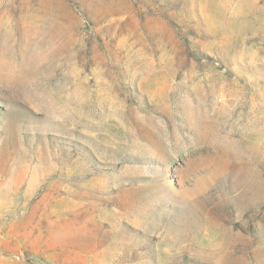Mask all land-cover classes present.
Wrapping results in <instances>:
<instances>
[{
  "label": "rangeland",
  "instance_id": "rangeland-1",
  "mask_svg": "<svg viewBox=\"0 0 264 264\" xmlns=\"http://www.w3.org/2000/svg\"><path fill=\"white\" fill-rule=\"evenodd\" d=\"M0 264H264V0H0Z\"/></svg>",
  "mask_w": 264,
  "mask_h": 264
}]
</instances>
